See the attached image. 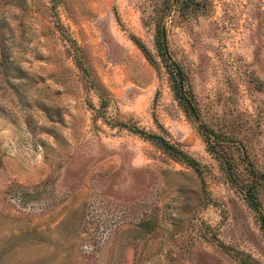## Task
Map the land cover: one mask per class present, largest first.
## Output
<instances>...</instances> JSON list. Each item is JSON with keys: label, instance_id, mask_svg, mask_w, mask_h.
<instances>
[{"label": "rangeland", "instance_id": "obj_1", "mask_svg": "<svg viewBox=\"0 0 264 264\" xmlns=\"http://www.w3.org/2000/svg\"><path fill=\"white\" fill-rule=\"evenodd\" d=\"M0 264H264V0H0Z\"/></svg>", "mask_w": 264, "mask_h": 264}, {"label": "trees", "instance_id": "obj_2", "mask_svg": "<svg viewBox=\"0 0 264 264\" xmlns=\"http://www.w3.org/2000/svg\"><path fill=\"white\" fill-rule=\"evenodd\" d=\"M155 43L157 47L165 48V39L164 36L161 34V32H158V37L155 39ZM141 48H145L143 45H141ZM163 58L165 59V65L167 66L169 76L171 78V88L173 89V92L175 93V97L177 100H179L180 103L185 104L184 95L182 93V83L177 79V76H180V69L177 67L176 63L168 57L166 54V50H163ZM147 138H150L151 140L158 143L165 151H167L168 154L175 157L177 160L182 161L189 166H191L193 169L196 170V160L190 156L188 153L177 147L176 145H173L169 143L164 137L157 135L155 133H150L146 136ZM247 200L251 205H254L253 198L247 195Z\"/></svg>", "mask_w": 264, "mask_h": 264}]
</instances>
